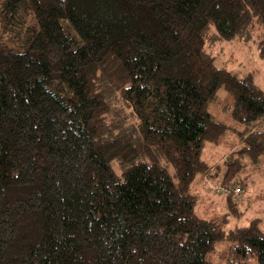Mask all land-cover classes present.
I'll return each instance as SVG.
<instances>
[{"label":"trees","instance_id":"trees-1","mask_svg":"<svg viewBox=\"0 0 264 264\" xmlns=\"http://www.w3.org/2000/svg\"><path fill=\"white\" fill-rule=\"evenodd\" d=\"M237 45L264 63V0H0V264H264L259 219L231 222L264 163Z\"/></svg>","mask_w":264,"mask_h":264},{"label":"rangeland","instance_id":"rangeland-1","mask_svg":"<svg viewBox=\"0 0 264 264\" xmlns=\"http://www.w3.org/2000/svg\"><path fill=\"white\" fill-rule=\"evenodd\" d=\"M232 53V54H231ZM231 55L232 57H229ZM223 60H229L228 69L240 75L248 71H253L258 84L264 88V63L259 60L254 52H251L245 47H224L222 51ZM220 59L217 63H221ZM223 95V91L219 92ZM210 111L217 120L228 121V115L220 111L219 106H211ZM236 136L229 134V136L220 144L219 147L208 148L207 154L215 162L222 159L233 146H236ZM230 147V148H229ZM211 159V161H212ZM242 175H249L245 178V189L241 199L235 203V207L240 213L236 211V215L231 218V222L239 225H244L252 220L258 218L261 230L264 231V163L257 166L248 167ZM205 185V189L200 193V201L198 203L197 212L205 216H215L227 209V204L223 195H219L212 184ZM243 212V213H242Z\"/></svg>","mask_w":264,"mask_h":264},{"label":"built area","instance_id":"built-area-1","mask_svg":"<svg viewBox=\"0 0 264 264\" xmlns=\"http://www.w3.org/2000/svg\"><path fill=\"white\" fill-rule=\"evenodd\" d=\"M230 191L233 192V193H238V192H240V190H239L238 187H233Z\"/></svg>","mask_w":264,"mask_h":264}]
</instances>
